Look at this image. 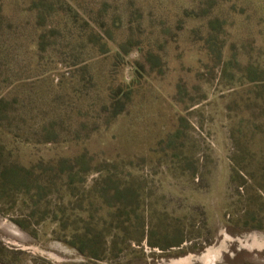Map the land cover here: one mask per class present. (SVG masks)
Returning a JSON list of instances; mask_svg holds the SVG:
<instances>
[{
    "label": "rangeland",
    "instance_id": "1",
    "mask_svg": "<svg viewBox=\"0 0 264 264\" xmlns=\"http://www.w3.org/2000/svg\"><path fill=\"white\" fill-rule=\"evenodd\" d=\"M209 253L264 264V0H0V264Z\"/></svg>",
    "mask_w": 264,
    "mask_h": 264
},
{
    "label": "trees",
    "instance_id": "2",
    "mask_svg": "<svg viewBox=\"0 0 264 264\" xmlns=\"http://www.w3.org/2000/svg\"><path fill=\"white\" fill-rule=\"evenodd\" d=\"M113 107L115 108L114 117L118 114L122 113L124 104L121 100H116ZM119 107H122L119 109ZM86 160V155H81L74 159L76 161L77 165H80L81 163H84ZM68 160L65 159L62 162H67ZM134 191L133 188H125L122 191V195L119 192L118 194L123 198V200H133L134 197ZM28 194V193H25ZM96 197H99L107 203L106 196L104 194V191L102 192L99 188H95L92 192ZM89 205L85 206L84 209L81 211L88 212ZM125 208H129L128 206H125ZM117 209H120L119 207ZM94 230L89 228L88 224L83 228L82 232H78L76 230L70 231V238L68 240H65V243L68 244L71 247H75L81 251L85 256H87L89 259H97V260H103L105 258L104 254L107 250L106 244V236L104 234V228H93ZM139 242V241H138ZM131 245V240H128V246Z\"/></svg>",
    "mask_w": 264,
    "mask_h": 264
},
{
    "label": "bare ground",
    "instance_id": "3",
    "mask_svg": "<svg viewBox=\"0 0 264 264\" xmlns=\"http://www.w3.org/2000/svg\"><path fill=\"white\" fill-rule=\"evenodd\" d=\"M217 253H209L208 255H206V257L204 258L205 263L206 264H216V259H217Z\"/></svg>",
    "mask_w": 264,
    "mask_h": 264
}]
</instances>
